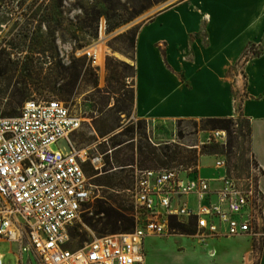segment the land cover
<instances>
[{"label":"rangeland","instance_id":"1","mask_svg":"<svg viewBox=\"0 0 264 264\" xmlns=\"http://www.w3.org/2000/svg\"><path fill=\"white\" fill-rule=\"evenodd\" d=\"M182 1L0 0V116L19 114L29 99H57L80 116V127L70 135L74 146L88 155L102 156L101 169L91 168L89 162L84 165L99 197L86 206L74 223L72 246L124 230V225L113 230L111 225L104 224V219L98 220L93 204L97 199H106L128 215L127 189L132 185L135 168L185 167L177 162L142 165L136 155L133 165L121 169L112 150L114 145L130 141L131 136L138 146L169 143L173 149L178 144L185 152L191 147L200 149L204 143L215 146V151L205 149L202 162L209 164L213 160L211 155L220 156L232 176L247 174L252 162H257L251 154V123L241 112L242 103L250 94L244 58L232 65L224 77L234 108L227 128L211 129L201 117L182 116L159 122L153 129L146 119L134 114L138 31L158 13ZM194 36L205 39L203 30ZM96 44L105 50L102 63L95 57ZM157 45L159 49L166 48L163 41ZM263 49V45L249 44L246 53L253 56ZM191 50L190 45L182 49L181 62L191 58ZM131 127L133 134L128 131ZM60 147L57 143L52 145L55 150ZM107 159L110 165L104 166ZM105 174L113 175L116 185H97L96 179ZM90 217L92 221L85 219ZM202 233L196 224L175 225L166 234L148 236L143 247L145 264H260L264 240L251 241L241 236L210 238L202 237ZM0 252L2 264H17L10 241H0Z\"/></svg>","mask_w":264,"mask_h":264},{"label":"built area","instance_id":"2","mask_svg":"<svg viewBox=\"0 0 264 264\" xmlns=\"http://www.w3.org/2000/svg\"><path fill=\"white\" fill-rule=\"evenodd\" d=\"M80 125L54 98L29 99L19 114L0 116V241L11 242L17 264H145V239L166 234L173 218L194 219L202 237L264 240L263 166L252 162L247 174L232 176L225 159L211 155L222 170L213 177L194 166L135 168L127 189L134 228L72 246L74 223L99 197L84 165L102 167V156L71 142Z\"/></svg>","mask_w":264,"mask_h":264},{"label":"crops","instance_id":"3","mask_svg":"<svg viewBox=\"0 0 264 264\" xmlns=\"http://www.w3.org/2000/svg\"><path fill=\"white\" fill-rule=\"evenodd\" d=\"M200 30L205 39L194 36ZM160 41L166 48L157 47ZM249 44L264 46V0H184L158 13L136 37L134 114L153 129L175 117L234 115L224 77L244 58L250 94L241 112L251 123V154L264 168V49L249 56ZM188 45L192 56L181 62V51ZM203 157L199 175L213 177L222 171L213 166V156L209 164L202 162ZM261 188L264 191V175Z\"/></svg>","mask_w":264,"mask_h":264},{"label":"trees","instance_id":"4","mask_svg":"<svg viewBox=\"0 0 264 264\" xmlns=\"http://www.w3.org/2000/svg\"><path fill=\"white\" fill-rule=\"evenodd\" d=\"M261 52H257L256 55H259ZM162 54L165 58V52L162 51ZM201 120L206 121L207 125L211 129L215 128H227L228 123L232 121L230 117H203ZM134 127H131L130 133L133 134ZM127 134V133H125ZM143 137L146 139V134L143 133ZM110 140L113 139V137L109 138ZM123 143V142H122ZM119 143L117 145H114V149L112 150L114 152V160L117 163V166L121 169H125L128 165H133L135 163V156L137 155L139 162L142 165H154L158 164L161 166H164L168 164L169 162H177L178 164H181L185 167L195 166L198 163V158L200 155L206 153V148L210 149L211 151H215V146L209 145L204 143L203 146L198 149L197 147H191L187 148L189 150H186V152L179 148L178 144L172 149L169 143H165L164 146L161 145H151V144H140L135 145L133 137H130V141L122 144ZM121 144V145H120ZM117 146V147H116ZM89 164V163H88ZM110 165V160H104V166ZM91 168L93 166L90 165ZM89 170V169H87ZM86 170V171H87ZM106 176L99 177L96 179V184L100 186H107L112 187L116 185V178H114L113 175L105 174ZM91 176V175H89ZM118 183H122L118 181ZM93 212L94 215H98V220L104 219L105 225H111L113 230L118 228V225H124L123 231H129L134 228V220L121 212L120 209L114 207L112 204L109 203L106 199H97L95 200L93 204ZM100 215H102V218H100ZM88 221H92L93 217L85 218ZM96 221V220H95ZM183 220H178L176 218H173L170 221V226L180 225L182 227H187L189 225H195L196 221L194 219L188 220L186 223L181 222ZM127 225V226H125ZM72 234V233H71Z\"/></svg>","mask_w":264,"mask_h":264},{"label":"bare ground","instance_id":"5","mask_svg":"<svg viewBox=\"0 0 264 264\" xmlns=\"http://www.w3.org/2000/svg\"><path fill=\"white\" fill-rule=\"evenodd\" d=\"M94 53H95V57H96L97 61L99 63H102L103 57H104V53H105L104 48L100 47L98 44H96L95 47H94ZM211 255H213V254H211Z\"/></svg>","mask_w":264,"mask_h":264}]
</instances>
